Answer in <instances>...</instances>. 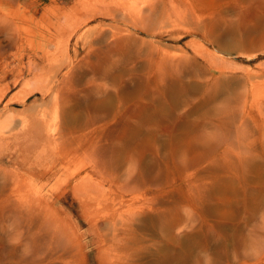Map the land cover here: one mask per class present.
I'll list each match as a JSON object with an SVG mask.
<instances>
[{"label":"rangeland","instance_id":"374dc122","mask_svg":"<svg viewBox=\"0 0 264 264\" xmlns=\"http://www.w3.org/2000/svg\"><path fill=\"white\" fill-rule=\"evenodd\" d=\"M0 1V264H264V0Z\"/></svg>","mask_w":264,"mask_h":264},{"label":"bare ground","instance_id":"6f19581e","mask_svg":"<svg viewBox=\"0 0 264 264\" xmlns=\"http://www.w3.org/2000/svg\"><path fill=\"white\" fill-rule=\"evenodd\" d=\"M3 10H5V6H4V2H2L1 3V1H0V12L1 11H3ZM8 16V15H7ZM6 16V17H7ZM9 17V16H8ZM11 17H13V16H11ZM10 17V18H11ZM1 18L3 19V17H0V21H1ZM8 19V18H7ZM0 25H2V24H0ZM1 32H2V30H0ZM8 32V31H7ZM3 33V32H2ZM21 48V47H20ZM1 64V63H0ZM8 66V65H7ZM4 69L5 70H7V68H6V66L4 67ZM8 69H9V67H8ZM5 70H4V72H0V78H4V79H6V78H8L9 77V72L7 71V72H5ZM11 76V75H10ZM90 186V185H89Z\"/></svg>","mask_w":264,"mask_h":264}]
</instances>
